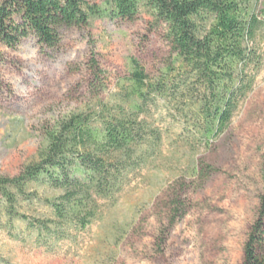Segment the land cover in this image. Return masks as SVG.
Wrapping results in <instances>:
<instances>
[{
	"label": "trees",
	"instance_id": "1",
	"mask_svg": "<svg viewBox=\"0 0 264 264\" xmlns=\"http://www.w3.org/2000/svg\"><path fill=\"white\" fill-rule=\"evenodd\" d=\"M141 13L164 26L173 61L153 80L130 58L128 85L112 102L100 99L103 73L90 62L94 104L44 127L36 159L17 176L0 177V230L10 238H31L51 252L84 232L99 201H116L161 154L165 131L151 121L152 109H165L177 124L175 140L189 152L207 151L252 92L264 47L257 0H104L102 7L88 0H1L0 46L15 49L33 36L41 49L54 50L62 29L101 18L134 22ZM189 172L200 183L216 174L202 159ZM174 195L171 226L185 215ZM242 253V264H264V187Z\"/></svg>",
	"mask_w": 264,
	"mask_h": 264
},
{
	"label": "rangeland",
	"instance_id": "2",
	"mask_svg": "<svg viewBox=\"0 0 264 264\" xmlns=\"http://www.w3.org/2000/svg\"><path fill=\"white\" fill-rule=\"evenodd\" d=\"M257 2L264 19V0ZM260 53L252 92L211 149L189 152L175 140L177 124L165 109H152L151 121L165 131L161 154L116 201H99L93 223L51 252L0 230L1 264H242L264 187L262 45ZM130 58L153 80L174 59L164 26L145 13L134 22L101 18L62 29L54 50L41 49L33 36L15 49L0 46V177H15L36 159L44 127L94 104L92 60L103 73L100 99L112 102L128 85ZM197 159L216 170L204 183L190 177ZM174 193L185 215L171 226Z\"/></svg>",
	"mask_w": 264,
	"mask_h": 264
}]
</instances>
